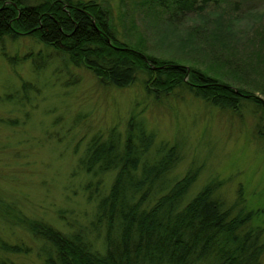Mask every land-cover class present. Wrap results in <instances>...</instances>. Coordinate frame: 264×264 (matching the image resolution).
Here are the masks:
<instances>
[{
    "label": "trees",
    "instance_id": "obj_1",
    "mask_svg": "<svg viewBox=\"0 0 264 264\" xmlns=\"http://www.w3.org/2000/svg\"><path fill=\"white\" fill-rule=\"evenodd\" d=\"M209 1H150L167 28L178 17L182 23L203 17L193 40H206L204 60L180 50L165 58L148 51L142 39H121L108 8L93 0H0V43L30 36L102 85L124 89L140 80L156 100L183 91L221 110L249 107L264 142V97L254 94H264V79L251 81L248 66L231 61L232 27L220 13L212 19ZM183 145L159 141L137 115L123 130L116 125L93 134L76 161L78 176L97 186L87 198L92 211L81 218L58 216L63 209L57 216L27 212L19 194L6 199L0 192V264H261L264 228L254 225L256 213L242 190L229 201L224 180L210 175L199 182L196 161L176 171L186 157Z\"/></svg>",
    "mask_w": 264,
    "mask_h": 264
},
{
    "label": "rangeland",
    "instance_id": "obj_2",
    "mask_svg": "<svg viewBox=\"0 0 264 264\" xmlns=\"http://www.w3.org/2000/svg\"><path fill=\"white\" fill-rule=\"evenodd\" d=\"M93 1L108 8L121 39H142L157 55L166 58L180 50L203 59L208 50L206 40H193L203 18L199 15L183 23V17L172 19L167 28L155 17L158 6L151 5L152 0L146 4L145 0ZM228 1L211 0L208 6L213 12L204 13L210 12L215 22L220 13L230 22L231 61L245 63L250 80L261 81L264 0ZM234 5L237 8L231 9ZM221 7L230 9L223 12ZM228 13L234 18L228 20ZM24 82L29 83L28 90ZM254 94L264 97L261 91ZM207 105L183 91L156 100L147 95L140 80L124 89L104 86L91 71L74 66L63 53L30 36L5 38L0 43V192L6 199L12 192L19 194L27 212L35 214L56 215L59 209L64 212L58 216L70 218L90 214L87 198L96 194V181L78 176L76 161L93 134L116 125L123 130L137 115L156 131L159 141L183 142L186 157L176 171L183 172L191 160L196 161L202 166L199 182L210 175L224 180L222 192L229 201L236 200L241 189L246 205L256 213L254 225L264 228V142L255 131L257 118L249 107L234 112ZM9 118L18 123L2 121Z\"/></svg>",
    "mask_w": 264,
    "mask_h": 264
}]
</instances>
